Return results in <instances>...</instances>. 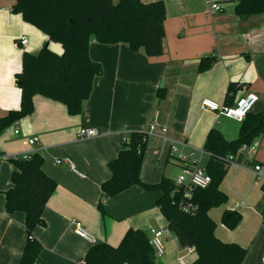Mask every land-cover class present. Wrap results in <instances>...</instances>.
I'll list each match as a JSON object with an SVG mask.
<instances>
[{
	"label": "crops",
	"instance_id": "crops-1",
	"mask_svg": "<svg viewBox=\"0 0 264 264\" xmlns=\"http://www.w3.org/2000/svg\"><path fill=\"white\" fill-rule=\"evenodd\" d=\"M15 1L0 0V118L19 108L20 91L14 76L21 70L23 53L36 54L44 45L61 53L60 45L48 42L13 11ZM141 1L164 5L160 56L146 57L141 49L132 52L125 44L100 45L92 39L88 56L100 64L102 74L94 78L80 114L69 116L63 105L34 96L32 114L0 133L1 155L40 154L43 172L56 183L42 212L45 226L32 232L41 246L42 264H81L93 245L75 236L71 221L80 222L96 244L111 247L129 229L144 231L149 237L151 230L165 231L160 237L163 254L155 264H192L194 251L180 247L167 231L155 205L158 191L132 187L112 198L101 193V184L110 176L107 164L125 136L143 132L147 139L139 172L142 183L155 185L162 177L174 180L182 168L179 157L189 154L204 171L208 155L203 146L209 131L215 129L226 141H234L241 124L200 110V102L208 99L229 107L249 94L256 97L249 114L264 111V15L239 19L234 3L225 0ZM212 3L218 11H209ZM20 38L26 40L25 47L16 46ZM208 56L215 57L214 63L198 73L199 60ZM230 85L236 86L234 94L226 98ZM158 91L161 98L156 97ZM81 129H94L98 135L78 140ZM31 138L37 139V145L27 144ZM249 147L251 151L237 157L238 165H226L219 190L227 200L209 210L208 216L219 241L245 250L241 264H260L264 180H254L249 167L259 165L264 176V129ZM12 169L9 161L0 160V264H20L26 243L24 215L4 210ZM227 212L240 215L232 230L222 224Z\"/></svg>",
	"mask_w": 264,
	"mask_h": 264
},
{
	"label": "trees",
	"instance_id": "trees-1",
	"mask_svg": "<svg viewBox=\"0 0 264 264\" xmlns=\"http://www.w3.org/2000/svg\"><path fill=\"white\" fill-rule=\"evenodd\" d=\"M234 3V15L239 19L264 15V0H225ZM13 11L22 20L44 34L48 42L60 45L61 53H53L44 45L36 54L23 53L21 70L14 81L20 91L17 110L8 111L0 118V133L16 121L33 112L32 98L40 96L63 105L69 116L79 115L82 104L92 91L95 77L102 74L99 63L90 60L88 46L92 39L100 45L125 44L132 52L140 49L146 57L162 54L165 9L161 1L143 3L141 0H16ZM214 56L201 58L197 71H207ZM230 85L226 98L234 94ZM157 98H161L159 91ZM238 137L226 141L215 129L209 131L203 149L208 155L204 172L210 184L203 190H193L184 199L173 181L162 177L155 185L140 181L139 172L146 147L147 134L130 132L121 140L117 155L108 162L109 178L100 186L102 194L112 198L132 187L158 191L155 205L167 223L170 232L182 248L195 253L192 264H241L245 250L234 244H225L214 236L215 224L208 211L227 200L219 184L226 170L225 158L235 155L242 145L261 135L264 129V111L247 114L240 122ZM240 155V154H239ZM13 169L10 187L4 192V210L7 214L22 213L26 243L20 264H42L40 244L33 239L36 227H44V206L56 189V183L42 170L43 158L38 153L26 159L8 160ZM188 202L194 208L184 213L180 205ZM101 216L106 213L100 204ZM240 222V215L227 212L222 224L229 230ZM150 237L144 231L129 229L116 247L107 243L93 245L85 254L83 264H155Z\"/></svg>",
	"mask_w": 264,
	"mask_h": 264
},
{
	"label": "built area",
	"instance_id": "built-area-1",
	"mask_svg": "<svg viewBox=\"0 0 264 264\" xmlns=\"http://www.w3.org/2000/svg\"><path fill=\"white\" fill-rule=\"evenodd\" d=\"M219 10V7L216 3H212L209 5V11L210 12H216ZM16 46L25 47L26 46V40L24 38H20ZM256 103V97L253 95H245L239 99L236 100L235 104L233 106H219L217 103L208 100L203 99L200 102V110L210 112L215 114L216 116H223L225 118H228L230 120H233L235 122L240 123L247 114L251 111L252 107ZM14 134H17V130L13 132ZM98 133L94 129H81L77 132L76 138L78 140H89L97 137ZM124 142H127L126 138L122 139ZM27 144L29 146H35L37 145V139L31 138L28 139ZM251 151L252 149L249 146L242 145L238 152L235 155H229L225 158L226 164L231 165H238L237 163V157L239 154H241L244 151ZM35 152H29L26 154H23L19 157L17 156H8V155H1L0 154V160H11V159H26L29 157V155L33 154ZM56 163L59 162V160L55 161ZM179 163L181 165V172L180 174L172 180L174 185L177 188L181 189L182 196L184 199H188L191 196V192L193 190L199 189L203 190L210 184V177L201 169H199L196 165V161L192 158V154H189L187 157H179ZM254 180L261 181L264 180V176L262 173V169L259 165H253L249 167ZM181 211L184 213H191L193 212L194 208L191 206L190 203L184 202L180 205ZM71 226L73 227V232L75 236L78 238L85 240L89 244L95 245L96 240L93 236H91L82 226V224L78 221H71ZM165 231H150V242L154 250L155 258H159L163 254V248L160 243V237L163 235ZM189 252H192L193 249L187 248ZM81 264L83 262L81 261ZM260 264H264V252L261 254L260 258Z\"/></svg>",
	"mask_w": 264,
	"mask_h": 264
},
{
	"label": "rangeland",
	"instance_id": "rangeland-1",
	"mask_svg": "<svg viewBox=\"0 0 264 264\" xmlns=\"http://www.w3.org/2000/svg\"><path fill=\"white\" fill-rule=\"evenodd\" d=\"M204 164V161L202 162V165ZM171 177L173 176V172L169 174Z\"/></svg>",
	"mask_w": 264,
	"mask_h": 264
}]
</instances>
